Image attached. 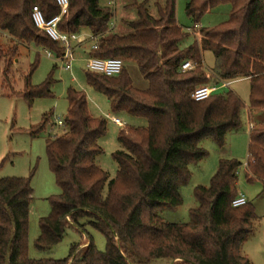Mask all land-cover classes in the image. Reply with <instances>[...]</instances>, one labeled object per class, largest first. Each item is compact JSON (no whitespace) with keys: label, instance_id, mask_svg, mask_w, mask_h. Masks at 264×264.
Here are the masks:
<instances>
[{"label":"trees","instance_id":"obj_1","mask_svg":"<svg viewBox=\"0 0 264 264\" xmlns=\"http://www.w3.org/2000/svg\"><path fill=\"white\" fill-rule=\"evenodd\" d=\"M222 5L231 6L227 21L211 29L199 27L206 14ZM34 7L48 21L61 15L56 0H0L4 78L21 47L35 46L58 57L64 54L58 43L35 26ZM136 8L138 17L127 23L132 31L127 35L112 34L116 7L102 6L100 0H69L58 24L62 34L95 38L97 49L91 48L88 56L123 61L118 76L87 71V86L107 98L113 115L148 122L147 128L120 131L121 150L112 155L118 171L107 192L108 175L97 163L103 154L99 141L107 133V120L90 115L84 92L68 89L65 133L47 140V159L60 194L49 199L51 210L39 221L35 248L50 251L63 241L67 227L73 226L83 234L87 227L102 234L105 252L98 251L90 238L84 249L72 246L66 259L30 258L31 179L5 178L0 179V264H149L163 259L184 264H252L241 249L253 231L256 209L249 201L233 207L240 196L238 173L243 164L238 160H220L209 186L195 188L198 206L190 211L189 223H167L159 212L183 205L181 189L190 183V166L209 156L201 141L210 139L223 148L227 133L242 128L245 105L236 93L216 92L201 102L192 99L198 87L213 81L219 85V79L250 82L252 128L246 180L264 184V0H187L186 14L198 39L179 25L177 0L157 4V17L150 14L147 1ZM191 36L193 43L185 45ZM205 52L216 60L210 70L205 66ZM128 62L138 65L147 89L134 86ZM185 62L194 69L183 72ZM36 69L32 65L25 78L23 96L29 103L54 98L52 77L40 86L31 85ZM53 117V112L45 114L32 136L44 132Z\"/></svg>","mask_w":264,"mask_h":264},{"label":"rangeland","instance_id":"obj_2","mask_svg":"<svg viewBox=\"0 0 264 264\" xmlns=\"http://www.w3.org/2000/svg\"><path fill=\"white\" fill-rule=\"evenodd\" d=\"M112 0H100L102 6H107ZM147 1V8L153 17H157V4L163 5V0H116V14L111 23H117L112 34L127 35L131 29L127 23L137 20V4ZM187 0H177V21L183 28L194 27L192 21L186 14ZM231 6L222 5L206 14L200 24L201 28H214L228 20ZM196 35L197 37V31ZM193 36V35H192ZM191 36V37H192ZM194 37V36H193ZM189 38L185 45L193 43ZM195 38V37H194ZM2 44L5 42L1 41ZM75 46L76 43H73ZM5 46V45H4ZM93 46L92 42L85 43L75 53L72 62V70L66 71L61 63L50 60L46 56L48 50L30 46L29 49L21 47L19 57L14 59L10 73L3 77L4 59L0 62V179L25 178L31 179L33 188V202L29 215L28 245L29 256L32 259H54L63 260L69 257L72 246L79 245L84 249L89 244L90 238L100 252L106 250V240L97 231L86 228L83 234L73 226H68L63 241L50 251L42 252L35 248V241L39 237V221L47 217L51 206L49 199L60 194L55 177L50 169L47 159L46 146L50 137L62 136L64 127L58 126L57 121L65 120L67 117L68 102L66 94L69 88L84 92L89 102L90 115L95 118L107 120V133L100 139L99 144L103 154L97 159L98 165L107 173L108 185L116 178L118 166L112 155L121 150L118 142L120 131L124 127L147 128L148 122L143 118L127 115L115 116L107 98L91 89L86 83V61L87 54ZM205 66L208 70L215 67V57L210 52L204 53ZM32 65L37 69L31 76L32 86H40L49 77H52V94L54 98H39L29 103L23 96L25 91V78L30 75ZM126 68L136 88L145 90L148 88L147 81L141 76L138 65L128 62ZM213 81L210 85H215ZM232 91L238 95L244 103L242 112V128L238 131H230L226 135L225 145L219 148L212 140L204 139L201 146L209 153V156L197 164L190 166V183L181 189L183 205L176 210H165L159 212V216L167 223L187 224L190 222V211L198 206L194 196L195 188L208 187L219 162L222 159H236L243 164L238 177V192L243 195L256 209V220L253 222V231L245 240L241 253L245 255L252 264H264V184L256 181L248 183L246 180V163L248 161V146L250 132V118L248 113L250 99V82L248 80H237L232 82L230 89H221V94ZM53 112L52 122L44 132L32 136L34 128L41 125L43 116ZM253 119L257 115L253 113ZM118 118L123 126H118L113 119ZM85 223V221H82ZM184 264L177 260H155L149 264Z\"/></svg>","mask_w":264,"mask_h":264},{"label":"built area","instance_id":"obj_3","mask_svg":"<svg viewBox=\"0 0 264 264\" xmlns=\"http://www.w3.org/2000/svg\"><path fill=\"white\" fill-rule=\"evenodd\" d=\"M57 4L61 8V15L65 14L68 10L69 0H56ZM111 6L115 9L116 0H112L110 2ZM61 15L55 17L51 20H46L44 14L38 7H34L32 10V20L35 26L41 30H43L54 42L58 43L61 48L64 49V54L61 57L56 56L53 52L47 51L46 56L48 59L53 60L55 62L61 63L64 66L66 71L72 70V62L75 59V53L78 49L82 48V46L87 42H93L92 49H97V44L95 38L93 37H85L83 35L76 34H62L58 30V24L61 20ZM116 23L111 24V29H115ZM188 33L193 35L195 39H198L196 35V29L185 28ZM73 43H76L74 46ZM124 68V63L121 59H99L95 57L89 56L86 61V69L89 72L97 73L104 75L106 77H114L121 74ZM194 69V65L191 62H185L181 70L183 72L190 71ZM219 85H205L198 87L194 93L192 94V99L196 102H201L208 99L211 95L215 94L221 89H230V85L232 83L224 82L219 79ZM114 123L118 126H123V123L118 119H113ZM57 125L63 127L64 121L58 120ZM252 125H250V129ZM247 167V163H246ZM248 200L240 195L234 202L233 207H240L245 205Z\"/></svg>","mask_w":264,"mask_h":264},{"label":"crops","instance_id":"obj_4","mask_svg":"<svg viewBox=\"0 0 264 264\" xmlns=\"http://www.w3.org/2000/svg\"><path fill=\"white\" fill-rule=\"evenodd\" d=\"M117 24V23H116ZM115 28H117V27H115ZM188 28H192V27H188ZM83 36H85V37H89L88 35H83ZM81 49V48H80ZM89 56H88V54H87V58H88ZM173 264V263H172Z\"/></svg>","mask_w":264,"mask_h":264}]
</instances>
